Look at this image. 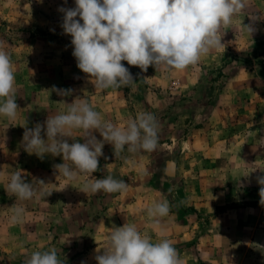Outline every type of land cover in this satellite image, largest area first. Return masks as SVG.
Masks as SVG:
<instances>
[{
    "label": "rangeland",
    "instance_id": "rangeland-1",
    "mask_svg": "<svg viewBox=\"0 0 264 264\" xmlns=\"http://www.w3.org/2000/svg\"><path fill=\"white\" fill-rule=\"evenodd\" d=\"M60 7L74 8L75 0H0V47L10 55L14 66V88L19 106L14 120L0 115V264H24L34 251L51 248L57 250L65 264H97V254L90 252L96 239L87 234L94 228L93 219L112 213L109 210L112 201H105L112 193L85 194L80 191L89 179L88 175L78 173L71 180L59 175L54 166L63 163L62 156L48 154L41 159L24 150L25 126L33 128L37 123L43 124L48 115L66 111L67 103L79 99L83 87L90 89L93 84L77 67L72 55V37L61 27L64 14L58 11ZM255 16V20L250 18ZM243 25L252 27L251 34ZM220 34L223 45L211 51L215 53L202 57L197 65L182 71L158 67L165 70V76L153 79H146L144 71L137 67L138 72L133 76L136 83L121 87V91L128 98L134 86L138 89L147 85L155 88L150 93L151 102L168 106L169 123L165 130L176 135L178 124L174 120L182 114V103L198 99L202 92L206 100L216 97L217 81L223 80L220 77L227 56L235 65L251 69L252 74H248L250 83L264 88V0H248L243 12L234 17L231 25L222 27ZM214 54L224 55L225 60L221 61L219 57L214 60ZM122 63L131 69L126 61ZM192 75L199 77L196 79ZM54 86L71 92L66 96L58 95ZM260 93L264 96V90ZM140 96L144 98L146 95ZM133 105L144 112L142 102ZM179 127L181 136L186 134V128L180 123ZM161 134L159 130L157 148L169 139L164 133L162 139ZM42 136L46 139L43 132ZM81 137L82 130H73L71 138L67 139L69 143H84ZM104 152L107 155L99 157L98 171L92 174L97 179L116 176L114 169L128 160L115 157L110 143L104 144ZM262 158L264 156L256 161L249 159L253 165V180L264 176ZM17 171L22 172L26 182L43 180L46 185H37V188L52 192L51 195L21 201L8 193L9 178ZM252 195L256 196V190H249L250 199L254 198ZM16 206L23 207L25 213L22 222L12 223L11 209Z\"/></svg>",
    "mask_w": 264,
    "mask_h": 264
},
{
    "label": "clouds",
    "instance_id": "clouds-1",
    "mask_svg": "<svg viewBox=\"0 0 264 264\" xmlns=\"http://www.w3.org/2000/svg\"><path fill=\"white\" fill-rule=\"evenodd\" d=\"M247 3L248 0H75L74 8L60 7L58 11L64 14L61 25L64 33L72 37L77 67L88 75L95 89L104 91L136 83L122 61L144 72L149 66L182 71L197 65L202 57L223 45L220 29L231 25ZM243 26L251 34L252 27ZM14 84L11 57L0 47V115L9 120L16 119L19 108ZM53 90L61 96L71 92L55 86ZM67 105L66 111L48 115L43 124L25 126L24 150L41 159L48 154L62 156L63 163L54 166L59 175L69 180L78 173L89 176L80 190L85 194L126 191L128 185L124 180L111 175L101 179L92 176L98 171L104 144L113 146L115 157L125 148L129 153L155 150L156 117L142 112L125 125L117 126L104 120L83 98ZM73 130H82L84 143L68 142ZM93 131L99 132L103 139H97ZM257 182L261 185L260 204L264 205V176L257 177ZM37 185L46 184L43 180L26 182L22 172L17 171L10 176L6 191L21 201L51 195L52 192L39 190ZM145 211L153 223H159V218L169 215L171 205L168 200L154 201ZM11 212L12 223L22 222L23 207H12ZM103 249V254L95 257L97 264H183L169 239L161 237L153 242L134 223L113 227ZM24 264H65V261L51 248L34 251Z\"/></svg>",
    "mask_w": 264,
    "mask_h": 264
},
{
    "label": "crops",
    "instance_id": "crops-1",
    "mask_svg": "<svg viewBox=\"0 0 264 264\" xmlns=\"http://www.w3.org/2000/svg\"><path fill=\"white\" fill-rule=\"evenodd\" d=\"M216 57L225 60L224 55L212 58ZM226 58L216 97L206 100L202 92L198 99L180 105L182 114L174 120L176 135L165 130L168 106L151 102L152 86H134L128 98L121 89L83 87L80 98L104 120L125 125L141 113L133 105L140 101L144 112L156 117L161 138H165L163 133L169 138L151 152L129 153L125 148L117 157L128 160L114 169L113 178L124 180L128 188L106 198L112 201L109 216L93 219L94 228L87 234L96 239L92 254H103L113 227L134 223L153 242L169 239L183 264H264V205L260 204L261 185L253 180L249 162L264 156V96L260 93L264 88L250 83L251 69ZM129 71L136 76L138 69L132 66ZM164 73L162 68L149 66L143 75L153 79ZM179 123L186 128L183 136ZM93 135L103 139L97 131ZM251 189L256 190L252 199ZM164 200L170 202L171 211L153 223L145 210L154 201Z\"/></svg>",
    "mask_w": 264,
    "mask_h": 264
}]
</instances>
